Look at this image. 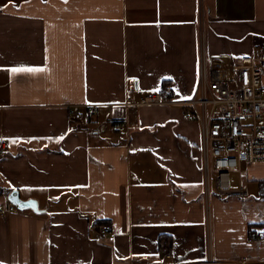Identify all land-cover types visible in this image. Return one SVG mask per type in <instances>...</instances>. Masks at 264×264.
<instances>
[{"label": "crops", "instance_id": "0c3cea01", "mask_svg": "<svg viewBox=\"0 0 264 264\" xmlns=\"http://www.w3.org/2000/svg\"><path fill=\"white\" fill-rule=\"evenodd\" d=\"M261 41L264 0H0V210L14 189L34 204L0 214V264H264V201L206 197L190 106L125 104L189 101L202 52Z\"/></svg>", "mask_w": 264, "mask_h": 264}, {"label": "built area", "instance_id": "2783aa9c", "mask_svg": "<svg viewBox=\"0 0 264 264\" xmlns=\"http://www.w3.org/2000/svg\"><path fill=\"white\" fill-rule=\"evenodd\" d=\"M203 52L200 55L198 82L193 97L186 102L168 99L161 90L136 91L129 96L127 106L188 105V116L200 126V151L203 187L207 198L214 192L223 198L244 200L249 189L242 178V167H264V41L254 45L251 55L240 58L235 64L207 66ZM92 117L95 105L83 112ZM83 114L73 111L75 119ZM105 126L101 125V130ZM113 132H125L122 121L110 124ZM1 148V146H0ZM238 177L231 182L230 175ZM248 178V182H254ZM259 182V197L264 201V178ZM11 203L0 214L11 212ZM112 234L108 224L98 226V237L106 239ZM264 238V226L251 228L248 241ZM167 247V246H166Z\"/></svg>", "mask_w": 264, "mask_h": 264}, {"label": "rangeland", "instance_id": "374dc122", "mask_svg": "<svg viewBox=\"0 0 264 264\" xmlns=\"http://www.w3.org/2000/svg\"><path fill=\"white\" fill-rule=\"evenodd\" d=\"M262 84L264 85V76L262 77ZM254 171H256V169ZM251 173H253V172H251L250 169H248V167H246V166L242 167V178H243L244 181L247 180V178H250V176L252 175ZM230 180H231V182L236 183L238 181L237 175L235 173H232L230 175ZM245 183H246V185H247V187L249 189V196L248 197L249 198H251V197L258 198V199L263 201V199L259 198L258 182H255V181L254 182H248V181H246ZM214 197L215 198H219L220 200H227V201L233 199V198H230V199L223 198V197H220V196L216 195L214 192H212L211 193V199L214 198ZM210 209H211V203H210ZM209 217H211V210H210V213H209Z\"/></svg>", "mask_w": 264, "mask_h": 264}, {"label": "water", "instance_id": "95a60500", "mask_svg": "<svg viewBox=\"0 0 264 264\" xmlns=\"http://www.w3.org/2000/svg\"><path fill=\"white\" fill-rule=\"evenodd\" d=\"M8 201L16 207L18 210H23L26 208H33V202L30 200L23 201L19 198V194L17 190H12L8 196Z\"/></svg>", "mask_w": 264, "mask_h": 264}, {"label": "snow or ice", "instance_id": "6c2138e0", "mask_svg": "<svg viewBox=\"0 0 264 264\" xmlns=\"http://www.w3.org/2000/svg\"><path fill=\"white\" fill-rule=\"evenodd\" d=\"M10 71L12 73H21V72L38 73V72L46 71V69L38 68V67H16V68L10 69Z\"/></svg>", "mask_w": 264, "mask_h": 264}, {"label": "trees", "instance_id": "16d2710c", "mask_svg": "<svg viewBox=\"0 0 264 264\" xmlns=\"http://www.w3.org/2000/svg\"><path fill=\"white\" fill-rule=\"evenodd\" d=\"M162 92H164L163 90H161ZM165 93V92H164ZM167 97H169V95L167 94ZM258 186H259V182H258ZM102 224V223H101ZM253 228V227H252Z\"/></svg>", "mask_w": 264, "mask_h": 264}]
</instances>
